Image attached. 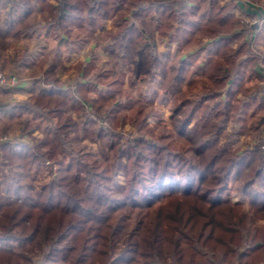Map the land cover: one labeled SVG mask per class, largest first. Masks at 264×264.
<instances>
[{
  "label": "trees",
  "instance_id": "16d2710c",
  "mask_svg": "<svg viewBox=\"0 0 264 264\" xmlns=\"http://www.w3.org/2000/svg\"><path fill=\"white\" fill-rule=\"evenodd\" d=\"M54 1L19 0L14 7L20 16L10 10L2 19L0 44L9 37H32L35 24L27 18L37 4V11L48 13L44 24L50 31L67 35L70 25L82 31L71 42L72 53L102 31L100 39L108 43L106 52L114 56L119 71L125 67L131 73L130 85L146 75L149 83L160 77L162 88H173L171 123L157 125L158 137L148 140L144 134L154 129L144 116L137 123L144 133L125 146L120 144L122 134L111 129L118 137L111 139L110 130H99L96 135L108 141L112 162L89 169L74 157L70 133L92 135L94 129L87 132L67 113L85 105L95 110L111 105L106 117L116 123L118 112L128 105L110 103L117 80L101 92L98 75L88 76L90 65L81 70L78 88L67 90L54 76L61 59L44 60L48 66L35 98L47 109L42 111L45 134L31 146L11 141L0 150L14 168L12 178L21 184L32 163L52 160L59 170L41 195L28 189L16 194L10 179L0 176V264H73V256L79 264H263L264 158L256 145L230 151L228 146L242 132L225 131L231 116L238 119L251 105L262 114L258 123L264 126V84L245 86L253 76L264 83L261 71L252 67L247 74L245 69L253 60L245 35L255 33L264 21L241 24L255 19L257 13L248 4L256 0ZM4 4L0 1V10ZM105 20L112 21L110 30L102 25ZM156 31L179 55L168 68V52L149 54L148 41ZM201 34L207 35L206 42L194 44ZM200 53L207 67L201 72L200 92L190 95L181 90L180 81L199 71L193 65ZM243 54L245 59L234 64ZM168 137L186 146L178 153L166 142ZM236 180L238 200L233 203L229 182ZM130 219L132 225L126 224ZM64 252L69 253L66 259Z\"/></svg>",
  "mask_w": 264,
  "mask_h": 264
},
{
  "label": "rangeland",
  "instance_id": "374dc122",
  "mask_svg": "<svg viewBox=\"0 0 264 264\" xmlns=\"http://www.w3.org/2000/svg\"><path fill=\"white\" fill-rule=\"evenodd\" d=\"M0 1L5 3V7L0 10V25L2 24V19L9 15L10 10L16 18L20 16V10L14 7L18 4L19 0ZM50 2L57 4V1L54 0H50ZM252 3L248 5H250L257 15L255 19H248L249 21H246L248 24H252L257 20V24H261V21H264V0H256ZM37 8H40L39 4L33 7L34 14H30L27 18L28 24H35L34 31L31 33L32 37H9L6 43L0 44V76L3 78V83L0 82V149L3 144L11 141H18L31 146L33 142L41 140L44 136V129L47 126L44 113L47 112V109L41 105L40 101L36 100L35 95L39 93L42 86L41 80L48 66V63L42 64L43 61L48 60L47 62H49L57 56L61 59V63L55 68L54 76L65 86V89L76 90L79 86V80L82 79L79 76L81 70L90 65L88 76L93 74L98 75L95 77V81L99 82V86L97 87L99 90H102L101 92L109 90L111 84H113L111 81L117 80L118 84L113 85L117 93H115L110 103L113 106H118V104L128 105V107L120 109L118 119L115 121L116 123L113 121L109 122L106 117L107 112L111 109V105L108 109L107 106H104L99 110H95L93 106L90 108L85 105V108L79 110V112L70 110L67 113L74 123L78 125L83 123L87 132L92 130V127L94 129V134L92 135L90 132L84 134L81 131H78L77 134L75 132L70 133L72 138L70 144L75 152L74 157L81 163L87 164L89 169L90 167L112 162V152L105 147L109 145L108 141L100 139L96 135L99 133V130H103L101 133H107L110 130L108 136L111 137L112 135L111 139L118 138L111 132V129L120 135L122 134L120 144L125 146L144 133L143 128L139 130L137 127V123L144 116H147V126L154 129V133L144 134L147 135L148 140L158 137L159 128H155L157 125L170 126L172 114L170 104L175 94L172 87L168 89L169 91L162 88L160 77L156 78L155 82L149 83L147 79H143L146 75L138 78L134 84L130 85L128 77L131 73L125 67H122L121 71H119V68L115 64L114 56L106 52L105 47L108 43L106 44L105 41L100 39V36L103 34L102 31H99L92 38L90 37L91 39L78 52L72 53L71 50H74L71 42H75L77 40L76 36L81 34L82 31L72 25L67 27V30H71L67 34L68 37L60 29H57L55 32L50 31L46 27L47 23L44 24V20L48 17L47 11H37ZM111 22V20H105L102 25L106 30H110L112 28ZM241 24L243 25L242 22ZM263 26L264 23L256 29L255 33L245 35L247 53L253 58L251 63L245 68L247 74L253 67L255 71H261V75L264 76V34H259L263 30ZM139 28L141 29L140 26ZM25 32L30 33L31 31L27 30ZM206 37V34L196 35L197 41L194 44L200 43L201 40L204 41ZM168 40L167 38H162L158 31H156L148 41L149 54L151 56L168 52L166 59L167 68L179 57L178 53L174 50V46ZM196 52L200 51H194V53ZM199 55L201 56L198 57L193 65L195 68H199V71H196L193 76L180 81L181 90L190 95L200 92L201 72L203 68L207 67V63L202 59L204 53H200ZM246 56V54H243L239 58H236L234 64H240ZM41 64L43 68H41ZM12 78L15 80L14 83L11 81ZM84 80L82 83L86 82V79ZM262 84L264 83L254 78V76L250 80L245 81V86L249 88ZM90 96V98H94L93 94H90ZM162 98H165L167 103H161ZM80 99L83 100L82 98ZM129 104L132 105L129 106ZM139 111H141L140 114H138ZM260 115L262 114L256 110V105H251L244 108V112L240 114L238 119H235L234 114L231 116V120L226 124L225 131L231 133L235 129L242 133L238 136L235 144L228 146L230 151L243 152L256 145L257 147L260 146V156L264 158V126L258 123ZM53 120L56 123V119ZM139 127H142L141 123ZM258 138L262 141L257 142ZM171 139V137H168L166 142L172 144L173 150L178 153L181 152L179 149L181 146H186L184 142H180L179 140L170 141ZM45 151L46 149L43 152ZM1 168L4 174L0 172V176L10 179L12 192L22 194L25 189H28L31 193L38 195L42 194L48 182L59 170L57 163L52 160L38 164L32 163L29 167L28 177L26 179L22 178V183L24 182L25 184H21L12 178L14 168L11 164H8V161L5 160L4 154L0 150ZM119 179L121 182L123 181L122 178ZM238 184L237 180L229 182V194L230 196L232 195L233 203L238 200V196L236 195L238 194ZM244 207L245 209L248 208L246 203ZM126 224L132 225V219ZM64 255L66 259L69 253L64 252ZM72 258L73 264H79L76 262V256ZM89 262L90 260H87L83 264H88Z\"/></svg>",
  "mask_w": 264,
  "mask_h": 264
},
{
  "label": "built area",
  "instance_id": "2783aa9c",
  "mask_svg": "<svg viewBox=\"0 0 264 264\" xmlns=\"http://www.w3.org/2000/svg\"><path fill=\"white\" fill-rule=\"evenodd\" d=\"M4 1L9 2V1H12V0H4ZM246 20L249 21L248 19H243L241 22L244 25H248V26L255 25V24L258 23V21L256 20L254 23L248 24V22ZM11 81H12V83H14L15 82L14 78H12ZM0 82L3 83V78L1 76H0Z\"/></svg>",
  "mask_w": 264,
  "mask_h": 264
},
{
  "label": "crops",
  "instance_id": "0c3cea01",
  "mask_svg": "<svg viewBox=\"0 0 264 264\" xmlns=\"http://www.w3.org/2000/svg\"><path fill=\"white\" fill-rule=\"evenodd\" d=\"M249 6H250V5H249ZM255 9H256V8H255ZM250 11H251V12H254L252 9H250ZM262 29H263V27H262ZM259 34H260V35H263V34H264V29H263L262 31H260ZM260 35H259V36H260ZM69 59H70V58H69ZM78 61H80V60H78ZM82 62H86V61H82ZM187 77H188V76H187ZM187 77H184L183 79H186ZM188 78H189V77H188Z\"/></svg>",
  "mask_w": 264,
  "mask_h": 264
}]
</instances>
